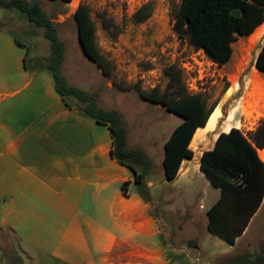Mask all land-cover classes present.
I'll return each instance as SVG.
<instances>
[{
    "label": "crops",
    "instance_id": "1",
    "mask_svg": "<svg viewBox=\"0 0 264 264\" xmlns=\"http://www.w3.org/2000/svg\"><path fill=\"white\" fill-rule=\"evenodd\" d=\"M4 18L0 9V24ZM27 56L26 45L0 27V232L16 243L18 264H224L250 254L248 237L262 204L233 246L207 231L206 213L220 191L199 170L204 145L196 144L197 167L184 160L176 178L165 180L164 144L182 119L168 113L160 124L170 131L159 180L145 172L158 219L136 192L133 173L111 159L107 127L82 115L73 97L64 102L45 65L29 64Z\"/></svg>",
    "mask_w": 264,
    "mask_h": 264
},
{
    "label": "rangeland",
    "instance_id": "2",
    "mask_svg": "<svg viewBox=\"0 0 264 264\" xmlns=\"http://www.w3.org/2000/svg\"><path fill=\"white\" fill-rule=\"evenodd\" d=\"M40 2L42 10L57 26L59 39L65 47L60 76L66 86L94 95L98 109L119 113L126 132V149L143 152L148 161L145 172L149 171L154 178L161 177V146L170 131L162 129L160 124L171 117L162 106L144 100L141 93L155 92L168 97L176 93L200 94L207 108L217 103L221 120L216 130L205 136L200 149L203 145V149H210L216 135L228 133L231 128L247 138L264 120V74L254 66L264 41V23L260 26L263 35L258 39H251L255 31L250 36L237 37L232 44L230 60L218 66L202 51L179 40L173 32L180 0H71L64 6L55 5L51 0ZM147 3L151 5L150 17L142 23L136 22L135 12ZM80 4L88 8L95 26L96 45L111 70L108 77H104L101 69L83 53L78 42L73 14ZM1 25L26 45L29 64L37 62L43 66L47 63L50 49L43 29L29 24L15 9L5 10ZM168 67L174 68L172 79L176 82L172 87L165 75ZM77 107L82 110L85 104L77 103ZM229 116L231 122L226 129L224 122ZM192 143L190 147L196 161L189 160V166L197 167L195 163L201 151ZM195 186L199 192L204 189L202 180ZM147 198L143 200L148 205L149 215L159 219L158 207L150 203L149 196ZM193 198L188 201L191 205ZM201 221V218L196 220L198 225ZM175 233L181 240L176 228ZM263 241L264 200L248 237L246 251L257 252ZM0 245L3 250L0 257L8 255V258H0V264L2 261L18 264V249L12 237L0 232Z\"/></svg>",
    "mask_w": 264,
    "mask_h": 264
},
{
    "label": "trees",
    "instance_id": "3",
    "mask_svg": "<svg viewBox=\"0 0 264 264\" xmlns=\"http://www.w3.org/2000/svg\"><path fill=\"white\" fill-rule=\"evenodd\" d=\"M51 1L62 6L71 2ZM150 6L149 3L144 4L135 12L136 22L142 23L150 17ZM0 9H15L25 16L29 24L43 29L50 49L45 70L53 78L56 93L64 102L65 97H73L85 104L81 114L107 127L112 140L111 159L133 173L136 192L143 199L147 198L145 169L148 161L145 155L140 150L126 149V132L117 111L100 110L96 107L94 95L66 86L60 76L65 47L59 39L57 26L42 10L40 0H0ZM73 17L83 53L101 69L104 77H108L111 70L96 45L95 26L88 8L80 4ZM263 23L264 0H180L172 29L179 40L222 66L230 60L236 38L250 36ZM254 66L264 74V41ZM173 69L168 67L165 70L170 87L176 82L172 79ZM141 97L182 119L164 144L163 176L166 181H172L181 163L193 158V151L189 148L192 138L197 129L205 127L217 103L207 108L200 94L176 93L168 97L166 94L143 92ZM260 149H264V120L247 138L236 128L217 134L213 147L203 151L199 159L200 172L211 187L220 191L219 200L206 213L207 231L231 246L243 235L264 198V162L257 154ZM134 166L141 167L143 172L137 173ZM224 264H264V241L256 253L231 257Z\"/></svg>",
    "mask_w": 264,
    "mask_h": 264
},
{
    "label": "bare ground",
    "instance_id": "4",
    "mask_svg": "<svg viewBox=\"0 0 264 264\" xmlns=\"http://www.w3.org/2000/svg\"><path fill=\"white\" fill-rule=\"evenodd\" d=\"M262 35H263V32H261V28L259 27L254 32L251 39L254 41V40L258 39L259 37H261ZM230 116H231V114H230ZM230 116L228 118H226L225 122H224L226 129H229L228 124L231 122ZM221 117H222V115H221L220 107L216 106L215 109L212 111L211 115L209 116L205 127L197 129V131L195 132V134L192 138V142H194L196 144L202 143L203 139H205V136L213 133L216 130V127H217L219 121L221 120ZM259 152H260L259 154H260L261 158L264 160V152L263 151H259Z\"/></svg>",
    "mask_w": 264,
    "mask_h": 264
},
{
    "label": "built area",
    "instance_id": "5",
    "mask_svg": "<svg viewBox=\"0 0 264 264\" xmlns=\"http://www.w3.org/2000/svg\"><path fill=\"white\" fill-rule=\"evenodd\" d=\"M144 77H141V79L143 80Z\"/></svg>",
    "mask_w": 264,
    "mask_h": 264
},
{
    "label": "water",
    "instance_id": "6",
    "mask_svg": "<svg viewBox=\"0 0 264 264\" xmlns=\"http://www.w3.org/2000/svg\"><path fill=\"white\" fill-rule=\"evenodd\" d=\"M211 115V114H210ZM216 137H217V135H216Z\"/></svg>",
    "mask_w": 264,
    "mask_h": 264
}]
</instances>
